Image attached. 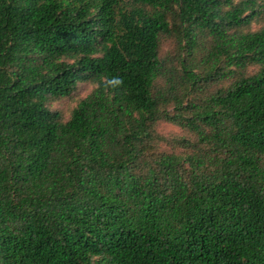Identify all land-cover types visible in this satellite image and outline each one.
Wrapping results in <instances>:
<instances>
[{
  "label": "trees",
  "instance_id": "16d2710c",
  "mask_svg": "<svg viewBox=\"0 0 264 264\" xmlns=\"http://www.w3.org/2000/svg\"><path fill=\"white\" fill-rule=\"evenodd\" d=\"M0 264H264V0H0Z\"/></svg>",
  "mask_w": 264,
  "mask_h": 264
},
{
  "label": "rangeland",
  "instance_id": "374dc122",
  "mask_svg": "<svg viewBox=\"0 0 264 264\" xmlns=\"http://www.w3.org/2000/svg\"><path fill=\"white\" fill-rule=\"evenodd\" d=\"M171 48L169 43H166L163 47V52L168 51ZM92 90V86L88 84H83L80 88L73 94V97L65 98L62 101H58L54 104V107L62 109V111L68 116L72 108L76 105L77 101L86 96ZM158 131L167 137L181 134V129L169 122H161L158 126ZM168 150L171 149V146L164 147Z\"/></svg>",
  "mask_w": 264,
  "mask_h": 264
}]
</instances>
